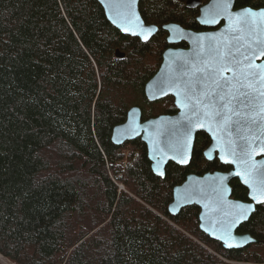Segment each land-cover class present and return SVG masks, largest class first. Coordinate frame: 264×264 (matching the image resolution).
<instances>
[{"label":"trees","instance_id":"trees-1","mask_svg":"<svg viewBox=\"0 0 264 264\" xmlns=\"http://www.w3.org/2000/svg\"><path fill=\"white\" fill-rule=\"evenodd\" d=\"M183 1L141 0L160 26L142 42L98 0H0V255L11 263L264 264V204L237 230L260 242L230 250L200 229L196 205L169 211L189 173L228 169L203 155L208 135L165 177L141 139L112 141L133 106L143 119L176 113L172 98L151 102L144 88L167 46L163 23L197 25Z\"/></svg>","mask_w":264,"mask_h":264},{"label":"water","instance_id":"water-1","mask_svg":"<svg viewBox=\"0 0 264 264\" xmlns=\"http://www.w3.org/2000/svg\"><path fill=\"white\" fill-rule=\"evenodd\" d=\"M139 1L98 0L105 11L107 19L123 34L139 38L142 42H148L157 33L158 26L146 24L139 10ZM216 2L217 0H213L211 3L201 7V12L198 16L201 24L213 26V23L206 24L202 21L217 15L218 11L217 19L223 18L224 12L213 7ZM199 4V0L187 1V5L190 7H196ZM258 12H264V9ZM163 28L168 32L167 41L170 44L186 41L189 46L187 48H168L163 54V61L158 71L146 83L144 90L147 99L151 102L173 95L177 113L160 114L143 119L141 108L133 106L129 109L126 120L113 128L112 141L119 146L129 141L141 139L146 145L153 172L160 177H165L166 167L170 162L180 166L189 165L192 160L197 134L201 131L207 133L211 143L204 150L205 158L209 161L217 158L222 164L229 165L230 169L227 171H208L202 175L189 173L183 183L174 186L173 200L169 205V211L172 215H177L184 207L196 205L200 210L198 216L200 229L211 239L219 241L228 250L241 249L260 242L259 239L253 237L250 233L240 234L237 232L238 228L248 221L255 212L256 206L264 204V202H257L251 198V189L243 182L244 175L239 162L225 163L221 159L222 156L229 161L233 159L229 155V146L227 144L229 136L226 133H220L223 136V140L218 143L214 138L213 132L209 131L207 124L204 126L193 124L189 125L191 132L189 139L186 136L188 130L184 127L188 123V116L186 115L188 110L181 106L180 101L183 96L178 95L177 88L178 83L182 84L187 79V77L182 76L180 66L185 61L193 60L194 58L199 63V58L196 57L199 45L203 44L207 48L212 43L211 38L215 37L217 40L227 39L228 35L232 33L227 31V24L222 31L207 32H194L184 29L176 23L165 24ZM198 38L202 39L198 40ZM115 55L118 58L125 57V53L119 49L116 50ZM263 58L264 56H260L255 58L253 62L264 67ZM227 75L230 76L231 73ZM193 120H195V117H193ZM186 139H188V143L185 149L183 145ZM231 139H238L235 130H233ZM237 151H239L238 148ZM253 159L258 165L264 166V153L254 155ZM181 160H184V162H181ZM237 172H241V175H237ZM233 178L238 179L248 189V201L232 197L230 181ZM235 204L251 207L246 218L231 226L229 243L233 247H228L220 237L225 235L224 230L228 227V222L231 219L228 214L234 215L237 211L230 207V205Z\"/></svg>","mask_w":264,"mask_h":264},{"label":"snow or ice","instance_id":"snow-or-ice-1","mask_svg":"<svg viewBox=\"0 0 264 264\" xmlns=\"http://www.w3.org/2000/svg\"><path fill=\"white\" fill-rule=\"evenodd\" d=\"M213 7L227 12L230 3L217 0ZM218 15L219 11L202 22L215 23ZM228 19L232 34L227 39L213 37L207 48L200 44L196 53L199 63L194 58L180 66L182 76L187 77L182 84H177L178 95L183 96L180 104L188 110V123L184 127L189 139V125L193 124H207L218 143L223 140L220 133H226L229 155L233 159L229 161L223 156L221 159L225 163L239 162L243 182L251 189V198L264 202V166L253 159L254 155L264 153V67L253 62L264 56V12L248 8L229 15ZM233 130L237 140L231 139ZM187 143L188 139L183 145L185 149ZM230 207L237 211L234 215L228 214L231 219L220 239L226 246L233 247L229 243L231 226L246 218L251 206L235 204Z\"/></svg>","mask_w":264,"mask_h":264},{"label":"flooded vegetation","instance_id":"flooded-vegetation-1","mask_svg":"<svg viewBox=\"0 0 264 264\" xmlns=\"http://www.w3.org/2000/svg\"><path fill=\"white\" fill-rule=\"evenodd\" d=\"M141 1V0H140ZM140 1H139V4H140ZM187 1L188 0H184L183 2L185 3V5L189 8V9H192V10H194V19H195V21L197 22V25H196V27L194 28V27H190V26H188L187 24H185V23H182V22H172V23H176V24H179V25H181L184 29H188V30H192V31H194V32H207V31H222L223 30V27L227 24V31H229L230 30V28L232 27L230 24H229V19H228V17H229V15H234V14H237V13H240V12H242L244 9H248V8H250V9H252L253 11H255V12H258L259 10H261V9H264V0H250V1H248V0H229L228 2L230 3V7H229V9H228V11L227 12H224V14H223V18H221L220 20H218V19H216V22L215 23H213V26H209V25H203V24H201V22L198 20V16L200 15V12H201V7L203 6V5H205V4H207V3H211L213 0H199V2H200V4L198 5V6H196V7H190V6H188L187 5ZM139 10H140V7H139ZM140 13H141V11H140ZM259 13V12H258ZM142 15V14H141ZM143 17V16H142ZM143 19H144V17H143ZM144 21H145V19H144ZM146 22V21H145ZM168 23H171V22H166V23H163V25H165V24H168ZM146 24H154V25H156V26H158V31H159V29H160V26L158 25V24H156V23H147L146 22ZM163 25L161 26V28H162V30H163V32H164V34H165V38H166V42H167V46L164 48V50H163V53H162V55H161V60H159V65H158V69H159V67H160V65H161V63H162V61H163V54H164V52L168 49V48H170V47H174V48H187L188 46H189V44L186 42V41H181V42H179V43H177V44H170L168 41H167V36H168V32L163 28ZM157 31V32H158ZM157 34V33H156ZM155 34V35H156ZM154 37V36H153ZM152 37V38H153ZM151 38V39H152ZM150 39V40H151ZM149 40V41H150ZM120 50V49H119ZM121 51V50H120ZM124 53H125V51H123ZM125 56H126V53H125ZM263 60H264V58H263ZM158 69L156 70V71H158ZM156 71H155V73L153 74V75H155L156 74ZM168 98H172L173 99V101H174V97H173V95H169L168 97H166V98H164V99H168ZM173 107L175 108V111L177 110V108H176V106H175V103H174V105H173ZM176 113H177V111H176ZM175 114V113H174ZM201 132H204V131H201ZM201 132H199L198 134H200ZM205 133V132H204ZM197 134V135H198ZM206 135H208L207 133H205ZM208 137H209V135H208ZM196 138H197V136H196ZM209 139H210V137H209ZM210 142H209V144L211 143V139L209 140ZM203 155H204V152H203ZM214 160H217V161H219L217 158H215ZM220 162V161H219ZM221 163V162H220ZM223 165H225V164H223ZM227 166H229V165H227ZM230 169V166L228 167V169H226V170H221V169H217V170H220V171H227V170H229ZM213 171H215V170H213ZM233 180H238V179H235V178H233L231 181H230V184H231V187H232V197L234 198V196H233V185H232V181ZM240 182V181H239ZM241 183V182H240ZM242 184V183H241ZM243 185V184H242ZM244 186V185H243ZM245 187V186H244ZM246 188V187H245ZM247 189V188H246ZM246 196H247V199L246 200H244V201H248L249 200V198H248V189H247V191H246ZM236 199V198H235ZM259 205H257L256 206V209H257V207H258ZM256 211V210H255Z\"/></svg>","mask_w":264,"mask_h":264},{"label":"rangeland","instance_id":"rangeland-1","mask_svg":"<svg viewBox=\"0 0 264 264\" xmlns=\"http://www.w3.org/2000/svg\"><path fill=\"white\" fill-rule=\"evenodd\" d=\"M152 117H154V116H152ZM148 118H150V117H148ZM121 188H123V187H121ZM4 260H6L7 262H9L10 264H13V263H11L8 259H6L5 257H3L2 255H0ZM0 264H3V262H1L0 261ZM248 264H251V263H248Z\"/></svg>","mask_w":264,"mask_h":264},{"label":"bare ground","instance_id":"bare-ground-1","mask_svg":"<svg viewBox=\"0 0 264 264\" xmlns=\"http://www.w3.org/2000/svg\"><path fill=\"white\" fill-rule=\"evenodd\" d=\"M0 261L3 262V264H10V263L7 262L6 260H4L1 256H0Z\"/></svg>","mask_w":264,"mask_h":264}]
</instances>
